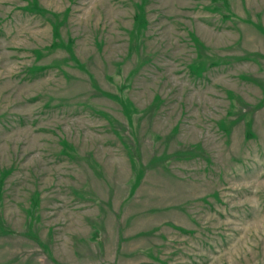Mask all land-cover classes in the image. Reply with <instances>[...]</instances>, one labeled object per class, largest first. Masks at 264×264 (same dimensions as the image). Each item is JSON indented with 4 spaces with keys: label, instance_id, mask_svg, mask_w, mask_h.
Returning <instances> with one entry per match:
<instances>
[{
    "label": "rangeland",
    "instance_id": "374dc122",
    "mask_svg": "<svg viewBox=\"0 0 264 264\" xmlns=\"http://www.w3.org/2000/svg\"><path fill=\"white\" fill-rule=\"evenodd\" d=\"M0 264H264V0H0Z\"/></svg>",
    "mask_w": 264,
    "mask_h": 264
}]
</instances>
